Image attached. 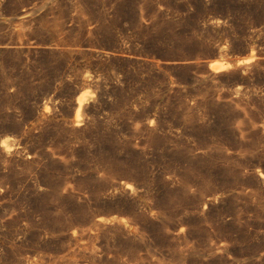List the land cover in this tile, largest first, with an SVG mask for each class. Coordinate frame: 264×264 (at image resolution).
Listing matches in <instances>:
<instances>
[{
  "label": "rangeland",
  "instance_id": "obj_1",
  "mask_svg": "<svg viewBox=\"0 0 264 264\" xmlns=\"http://www.w3.org/2000/svg\"><path fill=\"white\" fill-rule=\"evenodd\" d=\"M0 264H264V0H0Z\"/></svg>",
  "mask_w": 264,
  "mask_h": 264
},
{
  "label": "bare ground",
  "instance_id": "obj_2",
  "mask_svg": "<svg viewBox=\"0 0 264 264\" xmlns=\"http://www.w3.org/2000/svg\"><path fill=\"white\" fill-rule=\"evenodd\" d=\"M251 59V58H250ZM250 59L249 60H246V62H248V61H250ZM252 60V59H251ZM244 62V64H246L245 63V61H243ZM238 64V63H237ZM241 64V63H240ZM243 64V65H244ZM212 65V68L215 70V71H221V70H227L228 68H230V67H233L234 65L233 64H230V63H228V62H215V63H212L211 64ZM213 70V71H214ZM83 103H84V98L82 97V96H79L78 98H77V109H76V116L78 117V115H79V113L81 112V109H82V107H83ZM127 187H129V188H131V186L129 185V184H127L126 185Z\"/></svg>",
  "mask_w": 264,
  "mask_h": 264
}]
</instances>
